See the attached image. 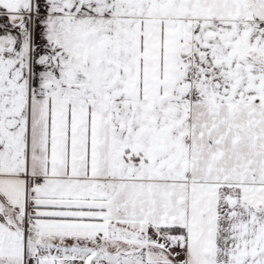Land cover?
I'll list each match as a JSON object with an SVG mask.
<instances>
[{
	"label": "snow or ice",
	"instance_id": "obj_1",
	"mask_svg": "<svg viewBox=\"0 0 264 264\" xmlns=\"http://www.w3.org/2000/svg\"><path fill=\"white\" fill-rule=\"evenodd\" d=\"M0 264H264V0H0Z\"/></svg>",
	"mask_w": 264,
	"mask_h": 264
}]
</instances>
